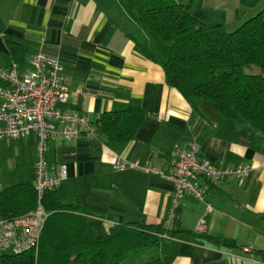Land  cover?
Here are the masks:
<instances>
[{
  "label": "crops",
  "instance_id": "obj_1",
  "mask_svg": "<svg viewBox=\"0 0 264 264\" xmlns=\"http://www.w3.org/2000/svg\"><path fill=\"white\" fill-rule=\"evenodd\" d=\"M262 7L264 0H192L190 10L206 24L232 30ZM136 18L127 0H0V66L15 61L29 68L30 56L43 51L60 60L69 80L64 109L92 122L105 112L144 111L126 142L106 143L100 133L93 139L49 138L47 170H66L57 198L77 204L97 234L108 232L117 220L172 230L153 264L260 263L264 145L253 143L209 101L199 100L194 108L169 86L161 64L134 48L133 38L144 39L155 51L154 36ZM158 56L165 61L168 53ZM192 139L199 143L201 159L216 165L247 164L251 170L242 179L200 178L203 200L184 195L171 221L172 186L167 180L132 168H111L114 158L123 156L167 170L169 151L186 150ZM36 143L34 133L0 138V190L34 181Z\"/></svg>",
  "mask_w": 264,
  "mask_h": 264
},
{
  "label": "trees",
  "instance_id": "obj_2",
  "mask_svg": "<svg viewBox=\"0 0 264 264\" xmlns=\"http://www.w3.org/2000/svg\"><path fill=\"white\" fill-rule=\"evenodd\" d=\"M127 1L137 12L136 23L168 45V57L161 61L148 41L133 38L140 54L161 64L166 83L194 108L199 100L209 101L220 116L243 128L253 143L264 145V7L227 30L196 18L190 10L192 0ZM252 66L259 71H248ZM143 116L141 108L132 107L105 112L95 123L106 143L126 142ZM56 190L45 191L41 198L48 217L37 253L0 252V264H153L160 260V243L172 230L117 220L108 232L97 234L79 206L60 201ZM36 204L33 182L3 188L0 219L17 217ZM258 255V264H264V252Z\"/></svg>",
  "mask_w": 264,
  "mask_h": 264
},
{
  "label": "built area",
  "instance_id": "obj_3",
  "mask_svg": "<svg viewBox=\"0 0 264 264\" xmlns=\"http://www.w3.org/2000/svg\"><path fill=\"white\" fill-rule=\"evenodd\" d=\"M68 78L60 60L43 51L34 52L29 68H21L12 61L0 66V138L23 137L34 133L37 137L34 161L35 208L11 219H0V252L21 254L37 251L48 217L41 198L45 191L60 187L66 178L65 167L56 172L47 170L45 152L49 138H96L98 126L86 116L64 109L68 98ZM199 143L190 140L186 150L172 148L168 153L167 170L154 168L150 162L140 164L123 156H116L111 164L114 171L136 169L157 175L172 186L167 220L176 216L179 200L189 195L203 200L204 186L200 178L215 182L222 178H246L251 170L247 164L216 165L198 156ZM199 221L198 229H202ZM162 234L161 237H165Z\"/></svg>",
  "mask_w": 264,
  "mask_h": 264
},
{
  "label": "rangeland",
  "instance_id": "obj_4",
  "mask_svg": "<svg viewBox=\"0 0 264 264\" xmlns=\"http://www.w3.org/2000/svg\"><path fill=\"white\" fill-rule=\"evenodd\" d=\"M153 38V42L152 45L155 47V52L157 53V55H163V53L167 52L168 53V45H166L161 39H159L158 37H152ZM166 55V54H164ZM164 57V56H163ZM248 71L251 72H258L259 70L252 66L251 68H248ZM9 141L13 142L15 141V139H10ZM5 170V169H4ZM27 178H30L29 175L26 176ZM35 254L37 253V251L34 252Z\"/></svg>",
  "mask_w": 264,
  "mask_h": 264
}]
</instances>
